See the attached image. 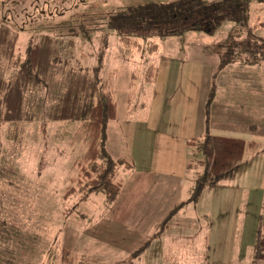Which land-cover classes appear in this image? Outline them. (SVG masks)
<instances>
[{
  "label": "rangeland",
  "instance_id": "1",
  "mask_svg": "<svg viewBox=\"0 0 264 264\" xmlns=\"http://www.w3.org/2000/svg\"><path fill=\"white\" fill-rule=\"evenodd\" d=\"M152 1L173 0H0V18L18 33L16 48L22 54L40 35L63 42L61 57L78 58L84 65H94L97 53L104 51L103 75L111 76L118 92L126 87L129 72L141 75L147 65L159 63L165 51L167 57L172 53L166 50V42L182 44L173 50L175 58H169L175 65L186 62L193 50L212 60L219 50H225L223 45L231 42L236 26L228 22L211 37L188 33L182 38L140 41L143 48L149 40L161 42L159 51L149 55L143 49L123 47L114 32L106 28L107 16L129 5ZM251 1L250 21L262 24L255 33L264 39V0ZM70 40L71 49L67 46ZM260 64L264 67V59ZM76 128L77 125L45 120L24 122L19 129L0 124V218L20 227L15 264H63V258H68L63 250L69 252L71 264H253L250 249L264 197V130L250 135L262 141V145L258 152L244 156L231 179V190L206 188L194 204L193 214L204 220L205 226L197 229L190 221V211L176 216L188 205V201H182L166 213L167 216L180 205L172 215L176 219L169 223L165 241L159 239L165 232L158 234L159 223L153 231L135 230L133 222L139 218L134 214V201L123 204V201L115 203V199L107 203L102 194H92L80 206L82 215L64 213L75 201L73 197L64 198V192L76 173L73 163L84 150L83 142L75 135ZM13 134L18 141L11 139ZM227 191L231 196L226 198ZM234 193L238 205L230 211L228 203L232 202ZM125 195L131 200L142 196L131 192L128 195L126 192L124 198ZM229 211L237 224L228 237ZM204 228L206 236L207 231L212 232L204 242L205 251H201L197 249V245H203L198 235ZM155 234L157 237L153 238ZM146 241L150 242L149 246L152 244L151 248L148 246L132 256Z\"/></svg>",
  "mask_w": 264,
  "mask_h": 264
},
{
  "label": "trees",
  "instance_id": "2",
  "mask_svg": "<svg viewBox=\"0 0 264 264\" xmlns=\"http://www.w3.org/2000/svg\"><path fill=\"white\" fill-rule=\"evenodd\" d=\"M251 3V0L146 2L110 13L106 28L114 32L123 47L139 51L143 47L140 41L146 39L179 37L189 32L212 35L222 24L230 22L236 28L221 55L220 66L229 63L255 66L264 59V39L255 33L262 24L250 21ZM83 35L89 38L88 34ZM17 39L18 33L0 18V124L13 129L37 120L77 125L75 135L83 142L84 150L73 163L76 173L64 192V198L73 197L75 201L64 213L82 215L80 206L92 194L100 193L107 203H112L122 187L116 181L117 170L131 166L122 159L112 158L106 148L108 123L116 118V101L113 80L103 75L104 51L97 53L95 64L89 67L78 58L61 57L63 42H56L49 35L32 40L23 54L16 48ZM71 44V40L67 42L68 47ZM157 48L156 41L149 40L143 51L151 54ZM134 74L132 80L136 78ZM155 78L156 68L150 65L143 80L152 83ZM210 101L208 98L205 104L206 115ZM11 139L18 141L14 134ZM259 146L240 138L208 133L187 141L191 160L186 169H200L195 174L188 202L195 203L207 186L231 180L244 154L259 151ZM179 207L159 223L158 234L168 228ZM19 234V226L0 218V264H15ZM149 243L146 241L132 256L139 255ZM63 251L68 256L63 258V264H71L69 252ZM252 259L253 264H264L263 222H258Z\"/></svg>",
  "mask_w": 264,
  "mask_h": 264
},
{
  "label": "crops",
  "instance_id": "3",
  "mask_svg": "<svg viewBox=\"0 0 264 264\" xmlns=\"http://www.w3.org/2000/svg\"><path fill=\"white\" fill-rule=\"evenodd\" d=\"M189 33H201L210 37L214 34ZM184 35L173 38H182ZM159 43L157 50L151 54L159 51ZM180 45L182 46L180 42H166V50H172V53L167 57L165 51L161 54L159 63L146 66L156 68V78L152 83L143 80L146 68L141 75L129 72L122 92L117 91L113 81L116 118L108 123L106 148L112 158L122 159L131 166L120 167L116 172V181L122 187L115 203L135 202L134 214L139 218L133 222L136 231L140 228L153 231L170 208L188 201L195 174L200 169H186L191 160L187 141L208 133L262 145V141H256L250 135L264 130L263 64L251 66L229 63L220 66V58L224 52L221 49L212 60H208L203 52L193 50L186 62L175 65L169 58H175L173 50ZM224 46L222 47L225 48ZM132 74L136 76L134 80ZM208 98L211 101L206 115L205 104ZM230 184L231 180L206 188L231 190ZM126 192L127 195L131 192L142 196L131 200L125 195L128 197L125 199L123 195ZM229 196L231 193L227 191L225 197ZM237 200L234 193L232 202H225L230 205V211L236 210ZM195 203L188 202L176 216L180 217L190 211V221L199 229V226H205V222L195 218ZM262 208L259 222L264 223V197ZM230 211L226 220L228 237L229 232L236 230L237 224L235 216L231 218ZM174 217L169 223H174ZM168 232L167 228L159 239L166 241L165 235ZM205 232V228L201 229L198 235V240L203 245H197V249L200 248L201 251H205L204 242L212 231H207L208 236ZM189 243L190 241L187 244Z\"/></svg>",
  "mask_w": 264,
  "mask_h": 264
}]
</instances>
